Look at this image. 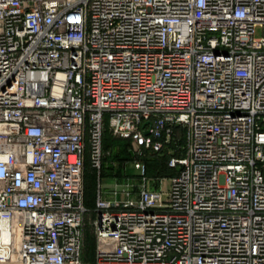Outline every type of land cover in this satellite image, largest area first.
Listing matches in <instances>:
<instances>
[{
  "label": "built area",
  "instance_id": "built-area-1",
  "mask_svg": "<svg viewBox=\"0 0 264 264\" xmlns=\"http://www.w3.org/2000/svg\"><path fill=\"white\" fill-rule=\"evenodd\" d=\"M107 127L169 187L88 209ZM0 264H264V0H0Z\"/></svg>",
  "mask_w": 264,
  "mask_h": 264
},
{
  "label": "trees",
  "instance_id": "trees-1",
  "mask_svg": "<svg viewBox=\"0 0 264 264\" xmlns=\"http://www.w3.org/2000/svg\"><path fill=\"white\" fill-rule=\"evenodd\" d=\"M185 135L182 134L180 139H174L166 145L161 151L146 150L142 155L134 157L131 154V141L129 139L116 138L107 127L104 132V155L100 168L93 166L89 156L86 160L85 183H86V206L95 207L99 177L123 176L127 174L128 163L133 162L136 158L144 160L147 165V174L152 179L170 178L176 175L178 168L171 167L169 160L172 156H183ZM94 246V248L92 247ZM91 247L95 252L96 241L93 234L92 244L86 243V255ZM87 257V256H86Z\"/></svg>",
  "mask_w": 264,
  "mask_h": 264
},
{
  "label": "rangeland",
  "instance_id": "rangeland-1",
  "mask_svg": "<svg viewBox=\"0 0 264 264\" xmlns=\"http://www.w3.org/2000/svg\"><path fill=\"white\" fill-rule=\"evenodd\" d=\"M257 36L260 37L262 35V29L261 28H258L257 29ZM115 136V135H114ZM116 138H123V137H119V136H115ZM125 139V138H123ZM135 160L133 162H130L128 163V166H127V171H125V173L127 174L126 175H123V176H113V177H110V178H100L99 177V182H98V188H97V195H98V190H99V184H100V181L102 180L103 182V186L104 187H108L109 189H113V188H116V187H120L122 184L126 183L129 179L135 184L134 188L137 190L138 187L140 185H138V183H141L142 181V178L140 176V171L139 169L135 166L134 164ZM151 182V186H153L154 188H156V186H160V188H162V184H163V188H167L169 187L171 181H170V178H165L163 179V182L161 183V185L157 182L156 179H153ZM85 187H86V183H85ZM97 198V197H96ZM88 209H94V207H91V208H88ZM90 221V220H88ZM85 238H86V242L85 243H88V245L90 246L92 244V240H93V233H92V229L90 226L87 227L86 231H85ZM94 248V246H92ZM91 247L90 250L92 251H89V253L86 255L85 253V258L87 260V262H93L94 261V258H95V252L93 251L94 249ZM86 251V249H85ZM87 256V257H86Z\"/></svg>",
  "mask_w": 264,
  "mask_h": 264
},
{
  "label": "crops",
  "instance_id": "crops-1",
  "mask_svg": "<svg viewBox=\"0 0 264 264\" xmlns=\"http://www.w3.org/2000/svg\"><path fill=\"white\" fill-rule=\"evenodd\" d=\"M105 178H110V177H105ZM102 182H103V181L101 180V181H100V185H101V186L103 187V189H104V195H105V196H109V194L107 193L108 190H109V188H108V187H104Z\"/></svg>",
  "mask_w": 264,
  "mask_h": 264
},
{
  "label": "water",
  "instance_id": "water-1",
  "mask_svg": "<svg viewBox=\"0 0 264 264\" xmlns=\"http://www.w3.org/2000/svg\"><path fill=\"white\" fill-rule=\"evenodd\" d=\"M148 122H150V121H148ZM147 133H149V131H147Z\"/></svg>",
  "mask_w": 264,
  "mask_h": 264
}]
</instances>
